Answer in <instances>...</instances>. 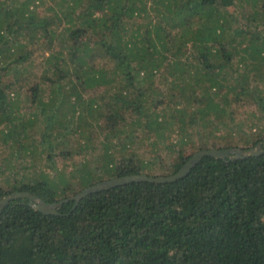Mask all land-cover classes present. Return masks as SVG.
Wrapping results in <instances>:
<instances>
[{
  "label": "trees",
  "instance_id": "16d2710c",
  "mask_svg": "<svg viewBox=\"0 0 264 264\" xmlns=\"http://www.w3.org/2000/svg\"><path fill=\"white\" fill-rule=\"evenodd\" d=\"M259 143L264 0H0V199L57 203ZM58 213L10 202L0 264H264V153Z\"/></svg>",
  "mask_w": 264,
  "mask_h": 264
},
{
  "label": "water",
  "instance_id": "95a60500",
  "mask_svg": "<svg viewBox=\"0 0 264 264\" xmlns=\"http://www.w3.org/2000/svg\"><path fill=\"white\" fill-rule=\"evenodd\" d=\"M263 145L264 143H259L255 146V148L249 150H244L240 148H228V149H220V150H216V149L201 150L193 154L174 175L167 177L165 176L150 177L147 175H131V176L118 177L88 187L74 196L68 197L67 199H63L58 201L57 203H52V204H47L43 202L41 199H39L38 197H36L35 195L29 192L11 193L3 196L0 199V214L2 210L7 205L10 204V202H13L18 199H24V200H28V205L31 207L32 210L39 212L43 215L58 216L59 215L58 209H60L62 205L67 202L73 201L76 207L80 202V200H82L84 197L88 195L130 183H139V182H146L153 184L173 183L187 176L191 171V169L194 168L205 157L221 159V160H230V161L246 159L249 157H256L264 153Z\"/></svg>",
  "mask_w": 264,
  "mask_h": 264
},
{
  "label": "rangeland",
  "instance_id": "374dc122",
  "mask_svg": "<svg viewBox=\"0 0 264 264\" xmlns=\"http://www.w3.org/2000/svg\"><path fill=\"white\" fill-rule=\"evenodd\" d=\"M40 61H41V60H38V64L40 63ZM38 71H39V67L36 68V72H37V73H39ZM241 117H243V115H241ZM36 129H38V127H36ZM31 142H32V141H31ZM142 151H143V152H140V153H139V156L146 154V152H145L144 150H142ZM190 153H191V152H189V154H190ZM63 164H64V163H59L58 165H60V167H62ZM60 167H59V168H60Z\"/></svg>",
  "mask_w": 264,
  "mask_h": 264
}]
</instances>
